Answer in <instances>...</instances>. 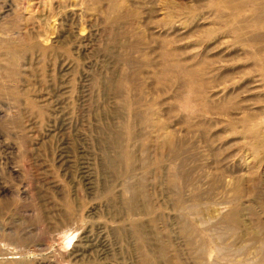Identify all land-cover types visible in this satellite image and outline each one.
<instances>
[{
  "label": "rangeland",
  "instance_id": "obj_1",
  "mask_svg": "<svg viewBox=\"0 0 264 264\" xmlns=\"http://www.w3.org/2000/svg\"><path fill=\"white\" fill-rule=\"evenodd\" d=\"M0 264H264V0H0Z\"/></svg>",
  "mask_w": 264,
  "mask_h": 264
}]
</instances>
